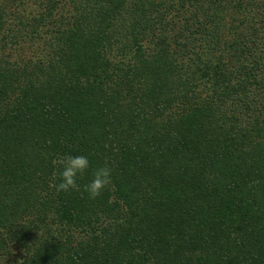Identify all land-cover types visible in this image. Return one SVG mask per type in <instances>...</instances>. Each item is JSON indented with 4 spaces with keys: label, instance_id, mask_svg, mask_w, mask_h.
I'll list each match as a JSON object with an SVG mask.
<instances>
[{
    "label": "trees",
    "instance_id": "trees-1",
    "mask_svg": "<svg viewBox=\"0 0 264 264\" xmlns=\"http://www.w3.org/2000/svg\"><path fill=\"white\" fill-rule=\"evenodd\" d=\"M0 264H264V0H0Z\"/></svg>",
    "mask_w": 264,
    "mask_h": 264
},
{
    "label": "clouds",
    "instance_id": "clouds-1",
    "mask_svg": "<svg viewBox=\"0 0 264 264\" xmlns=\"http://www.w3.org/2000/svg\"><path fill=\"white\" fill-rule=\"evenodd\" d=\"M54 166L61 169L58 173H54V179L59 176L60 182L53 183L50 186L55 188L57 193L80 191V186L77 179L82 178L90 168V162L84 155H65L57 157L52 161ZM111 168L107 164L102 167L96 168L92 175L93 179L90 183L84 186V191L88 194L90 199H97L102 195L104 190L111 185ZM255 183H259L256 181ZM22 262V260L20 261Z\"/></svg>",
    "mask_w": 264,
    "mask_h": 264
}]
</instances>
